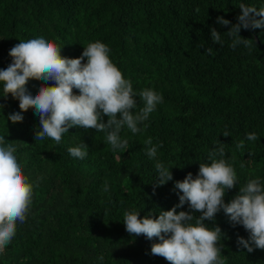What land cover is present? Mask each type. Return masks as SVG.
Here are the masks:
<instances>
[{"label":"trees","instance_id":"1","mask_svg":"<svg viewBox=\"0 0 264 264\" xmlns=\"http://www.w3.org/2000/svg\"><path fill=\"white\" fill-rule=\"evenodd\" d=\"M241 3L264 7V0H0V69L11 63L9 50L19 40L44 37L69 58L100 41L134 92L151 88L164 97L145 122L146 130L121 132L127 151L113 152L106 134L94 129L70 128L59 145L47 137L35 140L40 128L33 109L13 124L6 117L20 111L19 101L11 94L0 96V136L17 145L15 155L34 193L26 222H17L0 264H169L151 255L158 238L126 231L123 213L158 218L161 210L178 204L175 181L189 172L195 178L200 163H210L208 153L217 141L240 185L257 178L264 183V28L241 29L250 47L229 46L232 37L226 32L237 23ZM221 16L231 24L217 23ZM211 28L221 34L222 47L212 42ZM45 83L54 82L31 79L27 88L35 95ZM136 100L132 111L143 106L139 96ZM250 132L259 139L247 141ZM149 137L153 145H162L151 160L144 144ZM240 140L245 147L238 150ZM82 142L88 155L70 156L67 149ZM157 162L172 168L173 180L154 192ZM239 184L226 192L225 203L239 192ZM179 211H189L188 205ZM205 223L225 234V264H264V250L249 253L238 246L237 237L249 234L241 225L233 227L223 210Z\"/></svg>","mask_w":264,"mask_h":264},{"label":"clouds","instance_id":"2","mask_svg":"<svg viewBox=\"0 0 264 264\" xmlns=\"http://www.w3.org/2000/svg\"><path fill=\"white\" fill-rule=\"evenodd\" d=\"M237 23L232 24L227 35L232 37L230 47H250V39L240 35L241 29L264 28V7L257 9L241 3ZM198 11V9H197ZM259 17V18H257ZM217 23L228 26L231 21L217 17ZM211 40L223 46L221 34L211 28ZM82 54L77 58L61 56V48L44 37L19 40L8 55L11 63L0 69V85L3 96L11 94L19 101L20 111L9 113L6 117L13 124L22 122L23 113L30 107L39 117V128L35 140L46 137L57 145L70 128L94 129L106 134V143L113 152H125L127 139L121 138L125 129L132 134L140 133L149 126L146 121L164 97L151 88L134 92L132 81L125 79L119 68L109 57L110 48L103 42H90L83 46ZM212 54V47L206 49ZM86 61V62H85ZM31 79L52 84H42L34 95L27 84ZM77 89L79 94H75ZM143 106L139 111L136 97ZM4 105L0 104V109ZM107 122H104V117ZM141 125L143 127H141ZM229 136L227 131L223 132ZM256 133L246 134L247 141H256ZM149 146L145 154L151 159L157 157L158 147L152 138L144 141ZM208 153L210 163H200L195 178L189 172L183 180L174 183L179 203L170 210L159 212L158 218L149 213L140 218L136 211L123 213L126 231L133 236L143 235L146 239L158 238L151 245V255L163 257L169 264H225L222 258L224 233L219 226L209 227L205 221H215L216 214L223 210L233 227L241 225L248 232V238L238 236L237 244L247 252L264 250V183L259 178L249 179L240 185L234 167L225 159L223 143ZM244 140L236 144L243 149ZM73 158L84 159L89 151L85 143L67 149ZM17 145L6 143L0 136V253L12 242L17 231V222L24 224L30 212L33 199V183L22 172L17 156ZM244 167L243 164L240 165ZM155 188L173 180L169 167L162 162L155 164ZM239 184V192L225 203L228 190ZM103 192H109V186L103 185ZM182 193V194H181ZM185 204L189 211H179ZM199 213V215H194ZM102 259V258H101Z\"/></svg>","mask_w":264,"mask_h":264}]
</instances>
